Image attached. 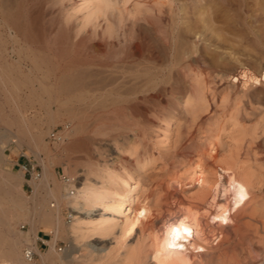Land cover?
<instances>
[{"label":"rangeland","instance_id":"rangeland-1","mask_svg":"<svg viewBox=\"0 0 264 264\" xmlns=\"http://www.w3.org/2000/svg\"><path fill=\"white\" fill-rule=\"evenodd\" d=\"M82 3L0 0V148L5 153L0 162V206L9 218L16 216L12 234L6 227L1 230L21 242L22 257L27 246L42 253L53 247L54 263H43L37 252L32 264H69L68 255L73 253L80 264H117V230L113 236L112 232L105 233L106 237L97 233L75 245L60 238L51 246L54 230L38 222L34 211H49V203L56 201L45 200L46 193L36 188L39 180L24 175L22 156L38 165L41 177L43 162L51 158L54 181L49 187L56 188L58 197L68 188L63 175L71 178L72 172L80 185L89 171L125 168L132 173L137 160L144 158L149 167L137 190L154 213L129 242L145 253L133 264H152L148 257L154 223L187 209L204 212L203 223L211 237L207 249L211 256L199 264H260L264 259V85H244L240 75L264 72V0H110L113 10L106 20L116 30L113 38L102 35L103 18L96 29L90 24L75 35L77 24L87 14L79 7ZM169 45H174L178 55L186 53L184 63L173 67ZM146 52L159 53L165 66L169 65L160 80L150 82L130 75L135 65L131 61L142 60ZM38 67L43 69L40 76ZM169 68H173L171 76L166 75ZM70 69L84 77L87 86L75 95L78 116H84L83 127L64 144H54L48 138L53 130L65 123L74 129L79 120L61 106L68 98L66 93L41 91L39 84L64 83ZM118 87L126 93L112 90ZM49 112L55 114L52 122L47 120ZM172 117L175 123L166 140L163 128ZM29 123L30 129L26 127ZM38 142L41 145L35 149ZM116 144H125L134 154L119 153ZM199 161L209 179L216 180L219 171L227 170L234 185L245 183L243 200L226 226L213 227V210L210 214L204 211L208 209L202 197L205 189L197 185L193 174ZM93 175L90 179L95 180ZM61 207L63 223L70 226L73 218L69 221L67 216L72 214L68 207ZM101 214L102 208L95 206L83 219L96 221ZM213 250L219 253L212 255Z\"/></svg>","mask_w":264,"mask_h":264},{"label":"bare ground","instance_id":"bare-ground-1","mask_svg":"<svg viewBox=\"0 0 264 264\" xmlns=\"http://www.w3.org/2000/svg\"><path fill=\"white\" fill-rule=\"evenodd\" d=\"M79 7L86 10L87 14L83 18V21L77 24L76 26L77 30L75 31L76 36L83 33L88 27V25L90 24H93L94 29L99 27L100 22H97V21L100 18H103L105 22L104 26L101 27L102 32H103L102 35L104 36L107 35L109 36V38L113 36V34L116 31L113 27L114 25L108 22V20H106V16L108 12L111 9L113 10V8L111 7L110 0H83V3ZM166 48L170 56L169 59L171 63L173 62V67L174 65H177V66L181 65L182 63L185 62V59L188 57V56L186 57V53H184L185 56L178 55L180 52L178 53L176 51V49L174 48V45H169ZM178 56H181V58ZM161 57L162 56H160L159 53L155 55L154 53L146 52V55L143 56L142 60L131 61L135 65L131 66V68L134 67L131 71L129 70L128 71L129 73H131L130 75H132L134 79L144 77L148 79V81L150 82L160 80L161 77L164 76L166 69H168V66H169V65L165 66L164 62H162L164 59H162L161 61ZM177 57L179 58V60ZM170 61L168 62L170 63ZM188 61L189 60H187V62ZM121 63L120 65H122ZM125 68H126V65H125ZM128 68L130 67H127V69ZM172 69L173 68H169V70H167L168 72L166 73V75L168 74L169 76H171L173 73ZM37 71L39 72V76H40V73L43 72V69L41 67H38ZM77 72H78V69H77ZM73 73L74 72L72 71V69H70L68 71V75H66L68 77L66 79L68 80L67 81L64 80L66 82L61 83V84L60 83L54 84L50 87H47L45 84H43V82L39 84V88L41 91H44V92L54 91L57 94L66 93L68 98L61 104V106L69 110L72 114H76L77 119L79 120V125L76 126V128L74 129L70 128L69 131L65 132L64 141L66 140L69 141V139L77 135L79 132V129L83 127L82 121H83L84 116L83 117L81 115L78 116L79 112H77V110H79V108H75V102H76L75 95L77 94V92L79 93L87 86L85 84L86 82H84V79H83L84 77L81 79V77L79 76L77 77L78 74H73ZM106 73H108V70L106 71ZM176 76H177V73H176ZM240 76L244 78V81H245L244 85H247L249 83H252V85H256V86L264 85V72H262L259 76H256L255 74L249 71H243ZM90 78L92 77L90 76ZM112 90L116 91L117 93L118 92L121 93L122 91L126 93L125 90L119 87L118 89L114 88ZM79 100H81V98ZM189 104H190V101H189ZM118 117H119V122H121L122 118H120V116ZM54 119H55V114L53 112H49L47 120L49 122H52ZM35 120L38 121L37 119ZM174 123H175V117H172V120L165 125L166 128L165 129L163 128L165 136H166V140H169L170 138V130H172V126ZM29 126H30V123L26 127L28 128ZM30 128L31 126L28 129ZM61 144H64V142ZM35 145H36L35 149H39V146L41 145V143L38 142ZM69 145L68 147L65 146L66 148L63 150L64 153H67V150H68L67 148H69ZM214 147L211 148L212 154H214V151H215ZM116 149L119 153H126V154L130 153L131 155L134 154L131 148L127 146L125 147V144L124 146L121 144H116ZM3 154H5L3 148L2 149L0 148V162H1ZM200 162L201 161L196 163L197 165L195 166L193 174H194V177H195L194 179L197 185L200 188L205 189V193L202 197H204L203 200H205V203H206L205 205L207 206L208 209L204 211L205 213L210 214V211L213 210L211 211L212 212V214H210L211 216L207 215V216H210V219L213 220L211 222V223H214L212 224L213 227L216 226L218 228L224 224L226 226L227 218L231 216L233 211L243 200L245 189H246L245 183L242 182L239 186L234 185L232 173H230L227 170L219 171L220 173L218 172V176L216 180L209 179L208 170ZM137 165H138L137 169L133 171L132 173H128L125 168H120L119 170H112V168L111 169L104 168L99 171L97 170L98 173H93V171H89V173L87 172L86 180L84 182L82 181L80 185H77L78 181L74 177L73 173L71 172L70 179L74 180L76 184H67L66 187L68 188H66V192L64 193V195L58 197L56 188L51 189V187H49L50 182L54 181L53 175L51 173V158L43 162L44 173H43V176L39 179V183L36 184L37 185L36 188H41V190H43L46 193L45 200L48 198H53L56 201V204L49 203L48 207L50 208V210L45 211L43 213L39 212L41 210L36 208V211H34V215L35 217L37 216V218L39 219L38 222H42L47 225H50V227H52V230H54L53 231L54 238L51 241L52 242L51 246L55 243L57 239H60V238H65V240L67 239L69 242L75 245L82 241L84 242V240H86L90 236L92 237V235L94 237V234L103 233L104 234L103 236H105L108 233L107 236H109L111 232L113 233L115 230H117V232L115 233H118V235L114 236V238H117V240L116 239L115 240L117 241V245H118L117 250L119 251L117 255L119 257L117 264H133L134 262H136V260L140 256L144 258L145 253L143 254L141 250L143 248L139 249L138 247V249H135L133 245L129 244L130 240L134 238V236L136 237L138 229L146 225L147 224L146 222H149V218L152 217L154 213V210L152 209V206L150 205V203L143 200L144 198L142 199V194L137 190V185L140 184L141 176L147 171L149 167L148 161L147 159L142 158L140 160H137ZM92 167L90 168L92 169ZM93 170H95V168ZM93 174L95 175L94 177L95 180L90 179V177H92L91 175ZM6 183H5V186H6ZM72 191L74 192L72 193ZM4 192H6V194L4 193L6 196L8 190L4 189ZM207 195H210V196L207 197ZM7 196H9V193ZM61 206L68 207L72 214L71 217L73 218V220L70 226H65V224L63 223L62 216H61V208H62ZM95 206L96 207L100 206L102 208L103 214H101V217H99V220L97 219L96 221L86 222L83 219V215L87 216L88 213L91 212L92 208H94ZM0 207H1L0 227L8 228L6 230H8L11 233V230L13 227L12 221L14 222L16 216L13 217L14 220L12 219V217L9 218L7 215L8 214L7 210L2 208V206ZM17 207H19L21 210H24V206L22 204L18 205ZM178 212H172L169 215H165L164 217L162 216V219L158 220L159 222L155 221L157 223L156 224L154 223L153 225L154 229H152L154 230V236H153V242H152L153 245L150 246L152 247V252H150L151 254L148 257L152 261L151 262L152 264H199L203 262L207 257L211 256L209 255L210 251H208L207 253V249L211 243V237L209 235L210 233L207 232L208 230L205 227V224L203 223V216H204L203 213L204 212H201L199 210H192V209H187L183 211L182 213H180L181 210L179 213ZM30 214L33 215V213H30ZM30 214L29 216H25V219L29 218L31 216ZM84 226H86L87 229ZM176 229H179V231L178 232L175 231ZM33 232L35 233V230ZM212 232H215V231L213 230ZM34 233L31 232V234H34ZM112 233L110 235L113 236L115 233L113 234ZM219 235L222 236V234H217L216 237H219ZM35 236L36 235H34V237ZM20 247H21L20 241H17L16 239H9L0 228V264H28V262L24 260L25 258L23 259L24 256L22 257L21 255ZM28 247H31V246H28ZM33 249L37 251L38 253H40V257L43 263H46V262L54 263L52 260V255L54 252L53 247H51L48 253L40 252V250H38L37 247ZM203 250H206V252ZM214 252L212 255H216L217 253H219L217 251H214ZM73 254L68 255V263L69 264H80L78 261L80 259L76 255H73ZM102 254L104 255L103 252ZM207 254L209 256H207ZM220 264H235V263H227V262L222 261ZM260 264H264V259L263 261H261Z\"/></svg>","mask_w":264,"mask_h":264},{"label":"built area","instance_id":"built-area-1","mask_svg":"<svg viewBox=\"0 0 264 264\" xmlns=\"http://www.w3.org/2000/svg\"><path fill=\"white\" fill-rule=\"evenodd\" d=\"M70 126L71 125L69 123H65L53 130L48 137L51 140L50 142L54 144L65 142V132L70 130ZM22 158H25V161H23L20 167L24 175L29 176L31 180H39L41 178V173L39 171L38 165L31 161L26 155H23ZM61 179L65 184H76L74 180L68 178L67 176L63 175L61 176ZM73 192L74 191H72V193ZM70 218L71 216L68 215L67 220L70 221ZM22 228L25 229V226H23ZM40 242L41 244H45L44 240L42 239H40ZM23 256L28 263L32 264L38 256V253L32 247L27 246L23 251Z\"/></svg>","mask_w":264,"mask_h":264},{"label":"snow or ice","instance_id":"snow-or-ice-1","mask_svg":"<svg viewBox=\"0 0 264 264\" xmlns=\"http://www.w3.org/2000/svg\"><path fill=\"white\" fill-rule=\"evenodd\" d=\"M175 231H177V232H178V231H179V229H176Z\"/></svg>","mask_w":264,"mask_h":264},{"label":"crops","instance_id":"crops-1","mask_svg":"<svg viewBox=\"0 0 264 264\" xmlns=\"http://www.w3.org/2000/svg\"><path fill=\"white\" fill-rule=\"evenodd\" d=\"M38 246V245H37ZM39 247V249H40V246H38Z\"/></svg>","mask_w":264,"mask_h":264}]
</instances>
